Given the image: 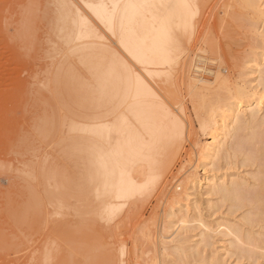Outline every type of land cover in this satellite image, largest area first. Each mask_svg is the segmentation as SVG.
I'll use <instances>...</instances> for the list:
<instances>
[{"label": "rangeland", "instance_id": "1", "mask_svg": "<svg viewBox=\"0 0 264 264\" xmlns=\"http://www.w3.org/2000/svg\"><path fill=\"white\" fill-rule=\"evenodd\" d=\"M49 1L0 0V264H108L110 253H106L108 249L104 245L107 243L114 248L110 246L108 250L114 251V264H208L215 259L217 264H264L263 250L258 249V255L252 257L237 253L233 248V235L218 226L220 223L243 231L252 230L263 238L264 221L249 223L244 219L248 206L231 207L219 194L201 195L204 187L199 186L191 191L190 197L183 194L184 188L189 186L184 182L188 172H193L198 182L207 171L225 180L241 177L249 183V190L257 183L259 161L242 160L252 149L248 143L252 134L264 137L263 122L239 129L231 138L237 137L243 143L236 154L232 156L230 147V156L214 159L205 170L195 156L193 142L209 140L201 129V122L223 103L221 97L225 96L227 87L219 84L216 75L225 77L232 87L259 88L260 79L250 72L248 61L252 56L257 58L263 49L264 14L259 12L257 4L262 2L263 5L264 0H193L198 9L191 17L190 35L178 37L171 49L166 45L178 59L172 62L170 71L154 75L129 56L110 30L107 20L116 14L113 7L104 10L108 17L99 18L94 9L75 0L77 8L70 9L71 13L82 17L83 26L85 22L91 23L96 42L81 51L89 52L90 70H82L77 62L78 53L66 56V63L74 66L90 85L96 59L101 58L100 68L102 62L105 65L110 58H120L121 66L140 75L151 89L146 87L145 90V93L148 89L152 92V99L142 105L145 117L157 120L153 107L148 105L158 104L169 114L166 119L174 123L169 141H175L178 136L182 144L166 176L151 181L160 157L169 147H164V140L158 141L160 138L155 133L149 139L143 137L147 127L145 121L142 122L137 136L129 138L140 144L144 140L151 142L152 156L146 162L148 174L133 175L135 186L141 192L129 197L118 213L106 206L101 192L94 193L92 203L81 205L72 197L69 201L56 199L52 203L42 191V209L32 211L28 205L33 192L30 189L36 181L23 171L29 154L23 139L28 136L33 117L39 110L38 100L46 97L42 80L50 67L48 48L54 41L62 53L68 52V44L50 32L54 11ZM204 47L207 51H202ZM186 59L190 66L183 74L177 67ZM195 65L203 70H196ZM187 73L206 80L204 85L197 82L198 88L193 89L197 93L188 87ZM100 80L106 81L105 74L99 75ZM48 102L54 110L53 101ZM103 112L105 109L88 113L98 117ZM156 120H153L155 125ZM82 122L88 125L106 123V120ZM37 140L42 152L49 151V145L40 138ZM59 170L62 169L59 167ZM173 190L178 193L175 199L170 197ZM170 210L172 215L165 217ZM181 217L187 220L183 227L179 224ZM86 218L94 219L87 225L83 224ZM78 221L82 223L78 225ZM77 225L88 227L83 229ZM181 236L189 253L183 259L176 248ZM166 241L164 247L161 242Z\"/></svg>", "mask_w": 264, "mask_h": 264}, {"label": "bare ground", "instance_id": "2", "mask_svg": "<svg viewBox=\"0 0 264 264\" xmlns=\"http://www.w3.org/2000/svg\"><path fill=\"white\" fill-rule=\"evenodd\" d=\"M49 2L54 11L52 16L54 22L51 23L50 32L57 35L59 41L68 44V52L62 53L60 46L54 41L51 46L49 44L47 55L50 67L46 69L42 80L46 97L40 96L39 102L37 101L39 110L33 117L29 130L31 133L29 132L23 139V144H26V149L29 151L23 171L30 179L36 181V185L34 184L33 189H30L33 192L31 197L29 195L31 204L28 203V205L32 211L42 209V191L47 194L52 203L56 199L69 201L72 197L81 205L92 203L94 193L101 192L103 197L105 196L106 206L118 213L129 197L135 192H141L135 186L133 175L148 174L146 162L152 156L151 142L148 144L149 141L144 140L140 144L137 140L133 141L129 138L137 136L136 133L140 132L142 122L145 121L147 127L143 137L149 139L155 133L160 138L158 141L164 140V147H169L165 150V155L160 157L158 170L155 175H152L151 181L166 176L171 169V163L180 153L182 144L178 136L175 141H169V132L173 130L174 123L166 119L169 114L158 104L148 105L150 108L153 107L152 110L157 116L158 122L153 118L156 120V125L151 116L145 117L142 105L146 100L152 99V92H149L150 88L140 75L121 66L120 58H110L105 65L102 62L100 68L98 64L99 61L101 63V58L96 59L92 66L93 75L90 85V82L88 83L74 66L66 63V56L78 53L80 57L77 62L82 70L86 72L87 69L90 70L89 52L81 51L96 42L94 41L96 35L89 21L83 26L82 17L78 13H71L70 9L77 8L75 0H50ZM79 3L91 10L94 9L99 18L108 17L104 10L113 7L116 14L109 16V20L106 19L110 30L127 50L129 56L143 65V69L152 75L170 71L172 62H175L178 56L171 53L167 47L171 49L178 37L190 35L191 17L198 9L193 0H79ZM257 7H260L259 12L264 14V4L260 2ZM206 49L207 47H204L202 51ZM248 62L250 72L260 79L259 88L256 86L232 87L225 77H219V75L215 77L219 79V84L222 83L227 87L226 92L224 91L225 96L221 97L223 103L201 122V129L209 140L193 142L195 156L203 170L214 159L230 156V147L233 150L232 156L236 154L237 148H240L243 143L241 144L237 137L232 140L231 138L239 129L250 128L251 124L256 126L264 123V115H261L264 110V42L259 56L257 58L252 56ZM189 66L186 59L181 61L177 68L184 74ZM195 66L196 70L199 71V68L203 70ZM103 74L106 76V81L99 82V75ZM186 77L188 87L194 93H197L193 90L198 88L197 82L206 84V80L200 76L196 78L187 73ZM146 87L149 89L145 93ZM119 89L120 94H118ZM50 100L54 103V110L49 106ZM99 109H105V112L98 117L88 113ZM242 109L244 112H241ZM95 118L101 121L104 118L106 123L85 125L82 122L96 120ZM260 135L252 134L248 140L252 149L242 160L243 162L252 159L259 161L257 183L254 188L249 190V183L241 177L225 180L221 176L206 171L198 182L194 173L188 172L184 182H187L189 186L184 188L183 194L190 197L191 191L197 186L204 187L201 195L219 194L224 201L229 202L231 207L248 206L244 219L249 223L263 222L264 137ZM39 138L49 145V151L42 152L37 140ZM59 167L62 170H59ZM177 194V191L173 190L170 197L175 199ZM170 215L172 210L165 213V217ZM89 220L90 218L83 224L88 225ZM186 221V218L181 217L180 226L183 227ZM80 222L78 221V225ZM87 225L78 227L84 229L88 227ZM218 226H222L225 231L233 235V248L237 253L252 257L258 255V249L264 251V237L262 238L260 234L255 235L252 230L243 231L231 225L224 226L219 223ZM166 228L169 227L166 226ZM167 241L161 242L164 247ZM184 243L183 236L176 243L177 253L181 259L189 255ZM107 244H104L107 247L106 250L110 251L109 247H112V244H108L109 246ZM108 250L106 251L110 253L108 264H114V251ZM215 261L212 260L208 264H217ZM200 264L207 263L200 262Z\"/></svg>", "mask_w": 264, "mask_h": 264}]
</instances>
